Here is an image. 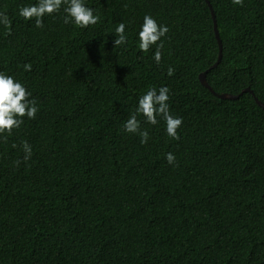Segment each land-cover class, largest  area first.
I'll return each instance as SVG.
<instances>
[{
  "label": "trees",
  "instance_id": "obj_1",
  "mask_svg": "<svg viewBox=\"0 0 264 264\" xmlns=\"http://www.w3.org/2000/svg\"><path fill=\"white\" fill-rule=\"evenodd\" d=\"M35 3L0 0V71L39 109L0 136V264H264V0H85L87 28L63 5L37 28L19 16ZM146 14L169 28L159 64L139 49ZM206 70L214 93L254 95L220 99ZM162 86L180 138L138 115L142 144L124 123Z\"/></svg>",
  "mask_w": 264,
  "mask_h": 264
},
{
  "label": "clouds",
  "instance_id": "obj_2",
  "mask_svg": "<svg viewBox=\"0 0 264 264\" xmlns=\"http://www.w3.org/2000/svg\"><path fill=\"white\" fill-rule=\"evenodd\" d=\"M235 5H243L244 0H232ZM64 7L66 13L64 22H74L75 25L81 28H87L90 25H96L100 22L101 17L95 13L93 8L86 6L85 0H37V3L19 8V16L24 20H34L37 28H43V18L45 15L58 13L61 7ZM0 24L6 28L11 27L12 21L4 12H0ZM126 24L120 22L115 28V33L118 38L114 40V46H120L127 43ZM169 31L166 25L158 24L156 19L151 15H145L143 23L138 32L139 49L142 52H148L155 45L154 60L157 64L162 59L163 43L161 38ZM25 71H31V64H25ZM174 69L168 68V75L172 76ZM168 87H160L157 91L156 87H151L147 90L138 101V106L127 121L124 123V130L128 133L138 134L141 138V143L146 144L149 139L147 130H141V121L137 118L142 115L145 122L151 125L159 123L157 117L162 118L166 123V133L174 140H178V129L183 124L181 117H174L170 112ZM31 92L24 84L15 79L14 76L0 71V136L4 137L6 142L7 136H10L14 129H19L24 123L23 118L35 119L39 111L35 99H30ZM7 134V135H4ZM25 152L24 160L31 158L32 148L26 141L22 142ZM15 147V145H13ZM166 160L169 164L175 163L176 157L173 153L166 154ZM17 165L19 161L15 162Z\"/></svg>",
  "mask_w": 264,
  "mask_h": 264
},
{
  "label": "water",
  "instance_id": "obj_3",
  "mask_svg": "<svg viewBox=\"0 0 264 264\" xmlns=\"http://www.w3.org/2000/svg\"><path fill=\"white\" fill-rule=\"evenodd\" d=\"M209 7H210V10H211V14H212L213 20H214V30H215L216 38H217V41H218V44H219V56H218L217 61L210 67L212 69V68H215L220 63V61L222 59V41L220 39V36H219V33H218V29H217L216 17H215V14H214L213 9H212L210 4H209ZM208 71L209 70H206V71L200 73L199 74V80H200V82H201V84L203 86H205L210 91H212L211 87L208 85L207 80H206ZM243 93H250V94L254 95L253 91L250 88H246V89L242 90V92L240 94H237V95L228 94V93H222V94L214 93V94L217 97H219L220 99L235 100V99H238ZM255 100H256V102L258 103L259 106L264 108V105L262 104V102H260L257 98H255Z\"/></svg>",
  "mask_w": 264,
  "mask_h": 264
}]
</instances>
